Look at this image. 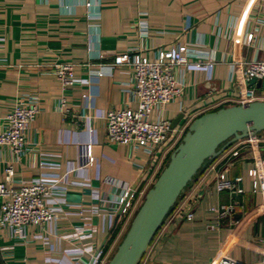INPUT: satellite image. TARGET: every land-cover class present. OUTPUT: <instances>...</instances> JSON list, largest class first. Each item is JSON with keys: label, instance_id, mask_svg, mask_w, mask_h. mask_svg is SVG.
Segmentation results:
<instances>
[{"label": "crops", "instance_id": "0c3cea01", "mask_svg": "<svg viewBox=\"0 0 264 264\" xmlns=\"http://www.w3.org/2000/svg\"><path fill=\"white\" fill-rule=\"evenodd\" d=\"M249 32L254 38L247 44ZM175 44L186 46L189 64L176 70L184 89L161 115L180 131L205 112L234 105L245 62L264 60V0H0V131L16 100L40 105L26 148L15 156L0 145V182L53 184L47 202L56 212L22 236L1 227L3 264L107 263L142 202L140 192L150 185L146 169L152 160L141 147L107 141L102 114L137 107L132 70L112 63L117 54L153 58ZM64 63L72 64L74 74L66 87L54 73V65ZM80 143L89 144L96 158L89 167L76 164ZM7 161L14 167L10 182L3 172ZM252 164L246 137L208 162L178 202L193 217L175 211L166 217L142 264H213L221 255L244 264L262 260L264 212L247 174ZM218 172L241 176L243 192H218ZM134 185L130 208L118 215L111 198ZM223 204L232 208L219 217Z\"/></svg>", "mask_w": 264, "mask_h": 264}, {"label": "built area", "instance_id": "2783aa9c", "mask_svg": "<svg viewBox=\"0 0 264 264\" xmlns=\"http://www.w3.org/2000/svg\"><path fill=\"white\" fill-rule=\"evenodd\" d=\"M142 31L146 25L141 22ZM254 33L246 34L245 42L251 43ZM113 65H125L133 72V95L137 107L114 108L102 114L106 121L107 141L114 144L131 145L141 147L152 158L146 170L150 173L149 182L153 183L163 166L167 155L180 142L184 130L188 125L183 126L180 131L170 126V122L161 115L162 108L180 96L184 85L181 82V75H176L180 70L189 64L184 44H175L167 48H159L156 56L150 58L140 53H123L114 57ZM54 73L63 87L74 83L73 67L70 63L55 64ZM99 74L103 70L98 71ZM243 82L238 95L232 99L234 105H245L254 100L264 99V93H257L255 85L248 84L249 79L261 80L264 78V60H250L245 62L243 69ZM65 106V99L61 98L59 109ZM40 111L38 102L32 100H16L12 108L4 115L6 125L0 131V145H4L13 154H20L27 146V131L30 123ZM253 153V164L248 168L247 174L251 179V189L261 196V206L264 212V156L262 155V144L264 137L260 133L249 134L246 137ZM76 164L78 167H89L96 162V158L87 143L78 145ZM162 148V150H161ZM232 157L237 151L231 153ZM6 182L12 180L14 174L13 164L6 162L3 169ZM241 176L235 178L227 177L223 172H218L215 179V186L218 192L242 193L240 186ZM149 185V186H150ZM53 184H48L40 179L34 180L31 184H21L13 187L0 182V228L8 227L24 235L28 226H44L56 217L53 207L47 202ZM148 189V188H147ZM146 189V190H147ZM146 190L141 191L142 195ZM137 191L127 187L117 196L111 198L121 213H125L131 206ZM110 200V198H109ZM183 206V205H182ZM232 208L231 205H221L218 216H224ZM187 219L193 217L191 209H185L177 204L173 212ZM218 221L210 224V228L218 227ZM101 250H99V254ZM97 262V257H95ZM142 264V260L141 263ZM213 264H244L228 255L219 256ZM247 264H264V256L258 262Z\"/></svg>", "mask_w": 264, "mask_h": 264}, {"label": "water", "instance_id": "95a60500", "mask_svg": "<svg viewBox=\"0 0 264 264\" xmlns=\"http://www.w3.org/2000/svg\"><path fill=\"white\" fill-rule=\"evenodd\" d=\"M248 84L264 88V78L257 81L251 78ZM263 131L264 99L220 107L194 118L146 190L106 264H139L166 215L186 191L189 182L200 173L204 163L217 158L233 142Z\"/></svg>", "mask_w": 264, "mask_h": 264}, {"label": "trees", "instance_id": "16d2710c", "mask_svg": "<svg viewBox=\"0 0 264 264\" xmlns=\"http://www.w3.org/2000/svg\"><path fill=\"white\" fill-rule=\"evenodd\" d=\"M255 89H256V92L257 93H259L258 92V90H259V87H255ZM168 158H169V155H168V157H167V159H166V161H165V164L167 163V161H168ZM211 160H208V161H206L205 163H204V165L202 166V168H201V170H200V173L204 170V168H205V166L207 165V163L208 162H210ZM199 175V174H198ZM196 178V176L194 177V179ZM193 179V180H194ZM192 180V181H193ZM192 181L191 182H189V184H188V186H187V188L189 187V185L192 183ZM152 185V184H151ZM150 185V186H151ZM149 186V187H150ZM148 187V188H149ZM187 188H186V190H187ZM185 193V192H184ZM184 193L177 199V201H176V203L174 204V206L171 208V210L168 212V214L166 215V217H168L172 212H173V210H174V208L176 207V205L178 204V202L181 200V198L183 197V195H184ZM143 197H144V195H143ZM143 200V199H142ZM166 217H165V219H166ZM164 219V220H165ZM163 224V223H162ZM161 227V226H160ZM160 227L157 229V231H156V233H155V235H154V237L156 236V234H157V232L159 231V229H160ZM154 237H153V239H154ZM153 239H152V241H153ZM117 247V246H116ZM116 249V248H115ZM114 253V252H113ZM112 256V255H111ZM142 260V259H141ZM141 263V261L139 262V264ZM0 264H3L2 263V261H1V258H0Z\"/></svg>", "mask_w": 264, "mask_h": 264}, {"label": "rangeland", "instance_id": "374dc122", "mask_svg": "<svg viewBox=\"0 0 264 264\" xmlns=\"http://www.w3.org/2000/svg\"><path fill=\"white\" fill-rule=\"evenodd\" d=\"M136 211H137V210H136ZM118 243H119V241H117V243L115 244V246H114V248H113V251L115 250V248H116V246L118 245ZM113 251L111 252V254H110V256L108 257V259L111 257ZM108 259H107V261H108Z\"/></svg>", "mask_w": 264, "mask_h": 264}]
</instances>
